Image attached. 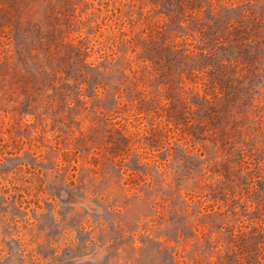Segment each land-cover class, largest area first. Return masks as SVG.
I'll return each mask as SVG.
<instances>
[{"label": "rangeland", "instance_id": "374dc122", "mask_svg": "<svg viewBox=\"0 0 264 264\" xmlns=\"http://www.w3.org/2000/svg\"><path fill=\"white\" fill-rule=\"evenodd\" d=\"M0 264H264V0H0Z\"/></svg>", "mask_w": 264, "mask_h": 264}]
</instances>
